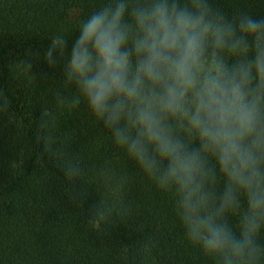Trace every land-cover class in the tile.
Listing matches in <instances>:
<instances>
[{
    "label": "clouds",
    "instance_id": "obj_1",
    "mask_svg": "<svg viewBox=\"0 0 264 264\" xmlns=\"http://www.w3.org/2000/svg\"><path fill=\"white\" fill-rule=\"evenodd\" d=\"M75 33L70 43L57 33L42 52L60 68L56 104L86 108L170 198L184 241L211 264H264V16L213 0H105ZM54 123L41 113L37 140L69 181L97 185L95 227L126 215L127 176L105 162L86 179L46 134Z\"/></svg>",
    "mask_w": 264,
    "mask_h": 264
},
{
    "label": "trees",
    "instance_id": "obj_2",
    "mask_svg": "<svg viewBox=\"0 0 264 264\" xmlns=\"http://www.w3.org/2000/svg\"><path fill=\"white\" fill-rule=\"evenodd\" d=\"M105 0H0V264H211L183 239L170 198L116 149L86 108L56 104L60 68L42 52L57 33L69 43L79 23ZM227 13L264 16V0H213ZM31 61L29 72L16 65ZM55 114L46 134L64 157L81 160L86 179L110 163L128 183L124 216L95 227L87 210L96 184L69 181L37 140L41 113ZM72 193H82L75 201ZM150 247V256L143 249Z\"/></svg>",
    "mask_w": 264,
    "mask_h": 264
}]
</instances>
